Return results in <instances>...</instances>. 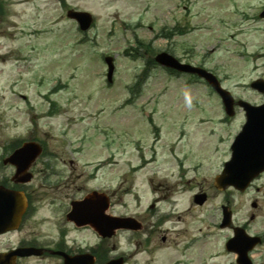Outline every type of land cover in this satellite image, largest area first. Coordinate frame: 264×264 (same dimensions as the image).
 <instances>
[{
    "label": "rangeland",
    "instance_id": "374dc122",
    "mask_svg": "<svg viewBox=\"0 0 264 264\" xmlns=\"http://www.w3.org/2000/svg\"><path fill=\"white\" fill-rule=\"evenodd\" d=\"M0 2L4 10L0 16V155L17 139L36 138L45 146L43 157L29 167L33 216L19 232L0 236V251L25 239L45 240L51 228L43 221L53 220L47 198L65 189L44 194L39 176L47 160L44 156L62 155L57 169L70 174L67 160L75 159L81 181L87 172L102 165L90 184L112 194L114 214L136 212L142 218L144 236L153 237L156 248L149 254L152 261L136 249L144 264H170L177 257L171 254L198 229L211 235L206 249L204 241L196 244L182 264L231 263L232 256L220 249L219 232L213 229L221 219L220 205L225 199L233 200L235 222L247 224L251 232L264 228V173L243 193L229 187L215 192L211 186L214 175L229 158V144L240 131L243 115L235 113L226 126H219L216 123L224 117L221 103L204 82L156 65L148 69L146 60L165 51L182 62L212 70L234 98L262 103L264 96L249 84L264 77V19L254 16L264 8V0ZM69 9L90 13L93 26L87 32L79 31L66 16ZM174 26L175 35L161 37L163 30ZM179 27L184 28L182 35L177 33ZM133 49L137 58L131 55ZM104 56H111L114 62L110 84L106 82ZM155 126L160 130L163 150L171 149L177 138L206 148L202 170L187 175L196 177L189 184L195 185L192 191L187 190L189 186L181 188L166 151L161 165L151 164L140 175L123 177L130 163L150 155L148 148L157 138ZM137 140L141 149L136 153L132 144ZM217 144L218 153H212ZM10 173L9 168L1 169L0 180L8 179ZM125 187L141 192L142 205L135 208L131 196H122ZM148 187L155 193H149ZM200 188L207 199L197 206L192 193H199ZM153 198L178 200L172 218L176 222L175 218H180V222L174 221L177 230L168 231V224L153 227L150 217L142 212ZM119 201L127 202L128 208L119 207ZM252 202H257L256 208ZM202 218L206 224L201 223ZM181 227H187L188 232L180 231ZM116 238L108 247L119 246Z\"/></svg>",
    "mask_w": 264,
    "mask_h": 264
},
{
    "label": "flooded vegetation",
    "instance_id": "af4514ba",
    "mask_svg": "<svg viewBox=\"0 0 264 264\" xmlns=\"http://www.w3.org/2000/svg\"><path fill=\"white\" fill-rule=\"evenodd\" d=\"M196 146L197 149H193V145H187V143L178 145L176 144L172 146L171 149V152L173 153V162H177L178 160L182 161V164H180L179 167L177 166L178 170L175 166V172L177 174L176 176L180 179V185L183 190L185 189L184 187L189 186L190 182L193 181L192 179L196 178H188L187 174L189 172H196L199 168L202 169L204 162L207 159V157L204 156V153L207 151L206 148H204V145L198 144ZM216 151L218 152L216 148L211 150L212 153H215ZM44 157L47 160L43 163L42 172L39 176V184L44 190V194L46 192L58 191L61 188H64L66 191L63 190L57 194H52V196L47 198V205L51 210H53L52 221L55 223V225H53L52 221L50 222L52 224H50L48 221H43L48 223V226L51 228L50 232L45 237V240L40 241L38 238L25 239L18 241L14 246V248H19L21 246H33L40 248L42 250V254L36 257L32 256L28 258H18L16 264H30L31 262H33L32 264H66L65 256L69 258L80 256L78 261H74L75 264H105L107 261L114 259L113 253L115 250V245L112 244L110 247H108V243L111 239H113V235L107 238H101L94 230H92L89 225L81 227L77 226V222H75V220L76 215L78 216V213L73 215L71 211L74 203L83 201L85 197H87L92 192L101 194V197L95 203V213H99L101 223L111 226L110 224L112 222V218L114 217V199L112 194H109L107 191L98 188L97 185L92 186L90 184L97 179L95 174L91 175V172H87L83 181H81V171L78 172L80 165L75 161V159L67 160L68 164L70 165V174H66L64 170L60 168L57 169L56 167V162L63 160L62 155ZM189 161H196V167H192L190 169L187 167V169H185V164H187ZM1 162L2 161H0V170L3 168H9L11 173L8 179L0 180V185H14L15 188H22L27 192V199L30 201V205L28 213L23 221L25 224L27 220H31L34 213L33 199L29 195V193L32 191L31 183L25 185L15 184L13 181V175L16 170L15 166L2 164ZM73 163H75L74 166ZM213 187L214 186H212V188ZM193 188H195L194 184L190 185L187 190L192 191ZM200 189L201 190L199 193H192V202L193 199H195V195L198 194H204L207 199V193L202 188ZM90 215L91 213L89 211H79L80 219L88 218ZM233 227L235 226L230 225L229 228L223 229L224 231L228 232L223 236L221 246L222 250L226 254L233 257V262L229 264H236L235 254L233 252H229L226 248L228 240L232 237ZM182 232L187 233L188 228L184 227ZM82 236L85 238V240H82ZM261 239L262 244L264 243V235L261 236ZM164 241L165 238H161V242ZM203 241L205 248V237H200L199 240H196L195 238L189 243V245L193 246L198 243H203ZM152 243L153 237L148 235L145 241V248L142 251L149 256L148 260L150 261H152V258L149 254L152 250H156ZM186 243L187 239L184 240V244ZM204 248H202V250ZM53 252H59L62 253V255H57V253ZM83 254H86L87 256L81 258V255ZM132 258L134 261H132ZM123 263L144 264L143 260L141 261L136 257H131V255L123 257Z\"/></svg>",
    "mask_w": 264,
    "mask_h": 264
},
{
    "label": "water",
    "instance_id": "95a60500",
    "mask_svg": "<svg viewBox=\"0 0 264 264\" xmlns=\"http://www.w3.org/2000/svg\"><path fill=\"white\" fill-rule=\"evenodd\" d=\"M261 16L264 17V11ZM67 17L76 20L82 30H86L91 24V16L86 12L70 10L67 12ZM155 60L163 66L203 77L221 96L227 114H232V100L229 93L220 88L210 73L190 65H182L165 53L159 54ZM105 62L108 66L107 79L110 81L113 71L112 59L108 57ZM251 86L264 93L263 81H256ZM241 105L246 112L247 121L232 146V159L225 164L223 173L216 180L218 185H233L238 189L245 188L256 175L264 170V104L259 107H252L245 103ZM37 153L35 145L27 144L15 152L9 161L17 165L18 173H22ZM28 179L29 176H25L20 181ZM23 210L24 200L21 194L0 188V233L14 229ZM241 257L243 258V254ZM13 262V253L0 255V264H13Z\"/></svg>",
    "mask_w": 264,
    "mask_h": 264
}]
</instances>
